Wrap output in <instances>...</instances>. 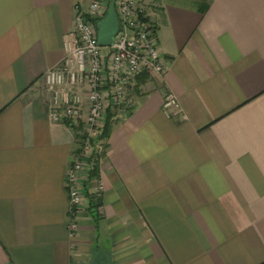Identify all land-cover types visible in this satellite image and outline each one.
<instances>
[{
  "label": "crops",
  "instance_id": "0c3cea01",
  "mask_svg": "<svg viewBox=\"0 0 264 264\" xmlns=\"http://www.w3.org/2000/svg\"><path fill=\"white\" fill-rule=\"evenodd\" d=\"M77 1L0 0V264H264V0H140L164 74L138 77L71 231L44 75Z\"/></svg>",
  "mask_w": 264,
  "mask_h": 264
},
{
  "label": "built area",
  "instance_id": "2783aa9c",
  "mask_svg": "<svg viewBox=\"0 0 264 264\" xmlns=\"http://www.w3.org/2000/svg\"><path fill=\"white\" fill-rule=\"evenodd\" d=\"M114 2L120 25L113 44L101 46L97 37V23L105 16L110 0H78L74 29L65 41L66 54L44 75L47 113L53 122L65 124L75 138L66 173L71 231L77 227L80 209L88 206L89 158L102 149L107 117L119 119L130 110L138 74L162 77L166 65L157 28L140 0ZM163 110L169 117L178 114L179 102L173 92L165 93ZM103 190L99 181L94 195Z\"/></svg>",
  "mask_w": 264,
  "mask_h": 264
},
{
  "label": "water",
  "instance_id": "95a60500",
  "mask_svg": "<svg viewBox=\"0 0 264 264\" xmlns=\"http://www.w3.org/2000/svg\"><path fill=\"white\" fill-rule=\"evenodd\" d=\"M119 17L114 0H111L105 16L97 23V37L99 45L111 46L119 31Z\"/></svg>",
  "mask_w": 264,
  "mask_h": 264
},
{
  "label": "trees",
  "instance_id": "16d2710c",
  "mask_svg": "<svg viewBox=\"0 0 264 264\" xmlns=\"http://www.w3.org/2000/svg\"><path fill=\"white\" fill-rule=\"evenodd\" d=\"M111 124H112V121H110V119L106 121V125H105V128H104V132L101 136V140H102V149L100 150H96L95 153L93 154V156H91L89 158V162H90V170H89V174H88V180L86 182V187L88 188V185L90 183V181L92 179H95V178H98L99 176V164H100V159L105 156L106 154V147H107V138L110 134V131H111ZM89 195V188H88V191H87V196ZM99 204H100V199L99 197L97 198H92L90 196V199L88 200V210L90 212H95L98 210V207H99Z\"/></svg>",
  "mask_w": 264,
  "mask_h": 264
},
{
  "label": "rangeland",
  "instance_id": "374dc122",
  "mask_svg": "<svg viewBox=\"0 0 264 264\" xmlns=\"http://www.w3.org/2000/svg\"><path fill=\"white\" fill-rule=\"evenodd\" d=\"M110 1H111V0H110ZM144 73H145V72L140 73V74L137 75V77H136V82H137L138 77H139L140 75L144 74ZM136 88H137V84L134 83L133 86H132V90H131V91H132L133 93H135ZM107 115H108V114H107ZM107 119H108V120L110 119V121H112V122L114 121V120H113L112 118H110L109 116L107 117ZM100 143H101V145H102V141H101Z\"/></svg>",
  "mask_w": 264,
  "mask_h": 264
}]
</instances>
